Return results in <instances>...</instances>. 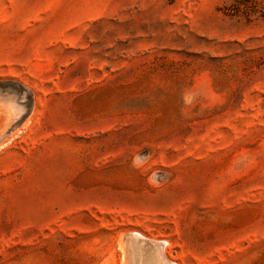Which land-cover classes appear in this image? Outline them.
<instances>
[{
    "label": "rangeland",
    "instance_id": "1",
    "mask_svg": "<svg viewBox=\"0 0 264 264\" xmlns=\"http://www.w3.org/2000/svg\"><path fill=\"white\" fill-rule=\"evenodd\" d=\"M133 236L264 264V0H0V264Z\"/></svg>",
    "mask_w": 264,
    "mask_h": 264
},
{
    "label": "bare ground",
    "instance_id": "2",
    "mask_svg": "<svg viewBox=\"0 0 264 264\" xmlns=\"http://www.w3.org/2000/svg\"><path fill=\"white\" fill-rule=\"evenodd\" d=\"M137 237L138 236L130 237L127 243L129 257L128 260L130 264H164L158 249L154 247H148L147 242L143 244L140 240V237Z\"/></svg>",
    "mask_w": 264,
    "mask_h": 264
},
{
    "label": "water",
    "instance_id": "3",
    "mask_svg": "<svg viewBox=\"0 0 264 264\" xmlns=\"http://www.w3.org/2000/svg\"><path fill=\"white\" fill-rule=\"evenodd\" d=\"M146 242L149 243L150 245L156 247V248L158 249V252H159V254H160L162 260L165 262V264H174V263L168 261V260L164 257V255H163V253H162V249H163V243H162V242H157V241H153V240H148V241H146Z\"/></svg>",
    "mask_w": 264,
    "mask_h": 264
}]
</instances>
